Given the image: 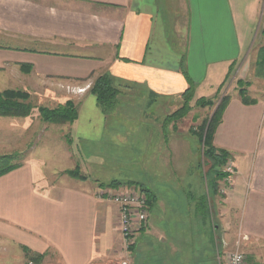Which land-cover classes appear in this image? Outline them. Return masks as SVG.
Segmentation results:
<instances>
[{
    "label": "crops",
    "instance_id": "0c3cea01",
    "mask_svg": "<svg viewBox=\"0 0 264 264\" xmlns=\"http://www.w3.org/2000/svg\"><path fill=\"white\" fill-rule=\"evenodd\" d=\"M103 73L121 90L156 100L180 97L188 80L203 97L230 76L212 144L229 153L233 185L223 198H205L213 254L196 264H222L227 251L264 264V0H0L3 87L57 97L63 89L46 81L88 90ZM236 81L252 102L242 101ZM87 121L99 133L106 125ZM0 128L3 143L11 134L22 142L32 122L0 117ZM56 160L71 154L45 136L0 175V264H195L186 229L203 188L201 196L192 186L150 190L148 228L125 249L117 206L97 197L88 177L48 179L44 168ZM38 254V262L27 260Z\"/></svg>",
    "mask_w": 264,
    "mask_h": 264
},
{
    "label": "rangeland",
    "instance_id": "374dc122",
    "mask_svg": "<svg viewBox=\"0 0 264 264\" xmlns=\"http://www.w3.org/2000/svg\"><path fill=\"white\" fill-rule=\"evenodd\" d=\"M229 79L230 76L222 85L206 90L203 97H197L193 87L189 102H185L182 96L156 100L141 90H121L113 100L112 106L107 107L105 111L90 93L93 81L88 84V90L84 86L70 87L65 82L46 81L44 86L54 88L53 86L56 85L63 89L57 97H30L29 92L22 88L16 86L5 88L0 84V92L13 90L27 93L29 98L26 102H30L32 106L27 116H0L14 121L32 122V129L28 134L30 139L20 142L18 137L11 134L10 144L0 140V156H16L9 163L19 164L34 142L46 136L58 140V145L71 154V160H56L45 166L44 171L48 179L77 182L72 181L71 175L67 172H72L75 178L88 177L97 188V197L102 199H105L107 189L119 190L133 186L129 185V182L139 184L146 191L157 190L160 195H166L168 187H179L182 190L186 186H192L191 192L201 196L203 188L204 199L202 200L201 197L197 199L198 208L193 209L192 205L189 206L191 223L186 232L190 234L191 241L187 242L186 246L187 250L192 252L193 263H198V258L210 262L212 260L210 256L213 254V237L211 233L203 232L205 219L208 222L211 219L205 198L212 197L213 194L223 198L225 193L221 190L227 192L229 188L223 180L226 175L218 180V188L214 189L211 186L209 181V179L213 180V174L210 173L211 164L203 155V142L200 138L201 135H205L209 121L225 98L223 90L227 88ZM76 83L82 84L80 81ZM236 84L238 89H243L242 92L245 93L244 82L239 81ZM68 100L76 107L75 120L78 121V115L79 117L81 115L78 144L74 141L77 139V136H73L74 126L72 128L77 121L74 120L75 123L74 121L71 123L43 121L38 110L39 106L53 109L64 105ZM87 118L91 123L100 120L106 125L99 133L98 129L86 127L84 123L88 122ZM38 133L42 135V139L40 137L37 140ZM230 162L232 163L229 157L220 167L222 171L226 169L227 164H231ZM62 167L67 170L61 173ZM114 184L119 186H112ZM204 206V211H201L200 208ZM118 232L120 233L119 228ZM124 246L125 249L130 247ZM27 260L31 261L29 258Z\"/></svg>",
    "mask_w": 264,
    "mask_h": 264
},
{
    "label": "trees",
    "instance_id": "16d2710c",
    "mask_svg": "<svg viewBox=\"0 0 264 264\" xmlns=\"http://www.w3.org/2000/svg\"><path fill=\"white\" fill-rule=\"evenodd\" d=\"M189 86L186 91L181 95L185 102H189L193 94V85L189 82ZM121 86L114 84L113 80L107 73L98 75L92 83L90 88V93L94 95L98 105L102 107L103 111L107 107L112 106L113 100L121 92ZM243 90V89H242ZM240 89L239 95L242 98L244 103H250L252 100L248 99L246 93H243ZM29 98V95L25 92L5 90L0 92V116H27L30 114L32 106L30 102H26ZM227 97L223 98L221 105L217 108L215 114L209 121L206 127V133L204 136L201 135L200 141L203 142V155L210 161V173L213 174V180L209 179L211 186L215 189L218 188V180H221L226 173L220 168L230 157L229 153L222 149H217L212 144L213 132L221 119V112L225 105ZM40 117L43 121L49 122H73L77 117V110L74 104L68 100L64 105L57 106L56 108L50 109L44 106L38 107ZM13 155H3L0 156V175L14 169L18 166V163L11 164L10 160L15 158ZM73 177L72 172H67ZM206 173V172H205ZM207 175V173H206ZM209 177V175H207ZM206 176V178H207ZM80 178L83 179V176ZM207 180V179H206ZM129 185L139 186V184L131 182ZM208 184V180H207ZM119 186V184H114L112 186ZM151 197L148 193V202L150 204ZM26 253L28 254V250ZM42 255H36L35 257L30 256V260L38 262L41 259Z\"/></svg>",
    "mask_w": 264,
    "mask_h": 264
},
{
    "label": "built area",
    "instance_id": "2783aa9c",
    "mask_svg": "<svg viewBox=\"0 0 264 264\" xmlns=\"http://www.w3.org/2000/svg\"><path fill=\"white\" fill-rule=\"evenodd\" d=\"M224 171L227 174L223 180L230 188L233 185L234 175L232 163L227 164ZM107 190L104 198L117 206V223L123 243L126 247L131 246L137 236L148 228L150 215L149 191L140 186ZM221 191L226 193L224 190ZM222 264H246L245 256L238 251H227L223 256Z\"/></svg>",
    "mask_w": 264,
    "mask_h": 264
}]
</instances>
